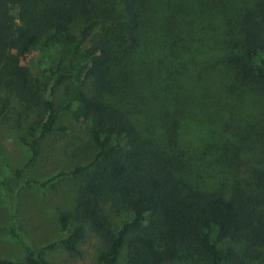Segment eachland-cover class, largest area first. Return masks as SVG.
I'll return each instance as SVG.
<instances>
[{
	"label": "trees",
	"instance_id": "obj_1",
	"mask_svg": "<svg viewBox=\"0 0 264 264\" xmlns=\"http://www.w3.org/2000/svg\"><path fill=\"white\" fill-rule=\"evenodd\" d=\"M35 48L49 76L39 136L64 131L67 112L95 140L71 171L85 176L59 216L65 249L94 233L102 264L124 246L129 264H165L186 247L204 264L261 261L264 0H0V88L21 101L39 99L40 80L17 61ZM255 98L259 113L243 114ZM192 104L212 105L217 123L198 150L185 134ZM137 204L144 211L115 231L112 215ZM24 261L50 264L32 247Z\"/></svg>",
	"mask_w": 264,
	"mask_h": 264
},
{
	"label": "rangeland",
	"instance_id": "obj_2",
	"mask_svg": "<svg viewBox=\"0 0 264 264\" xmlns=\"http://www.w3.org/2000/svg\"><path fill=\"white\" fill-rule=\"evenodd\" d=\"M17 57V61L27 66L32 77L38 78L41 85L37 89L39 99L29 102L21 101L7 88H0V258L10 259L13 264H26V249L32 247L41 250L42 256L50 264H102L99 255L104 249L103 240L94 233L78 244L76 252H69L59 242L67 235L59 227L60 213L73 208L85 176V172L71 174V171L76 166H84L91 161L95 152V140L89 133L88 123L75 121L67 112H61L56 123V126H65L64 131H51L39 136L44 114L41 101L45 97L44 88L49 86L48 71L37 64L36 48L25 56ZM188 84L199 87L198 79L192 82L188 80ZM63 98L64 87L59 86L52 97L55 106ZM192 105L187 117L189 121L196 122L194 129L185 134H189L188 150H198L207 136L213 134L217 123L208 116L213 110L210 109L212 105ZM261 105L262 101L255 98L254 103L247 104L242 109V113L249 110L251 114L257 115ZM35 138L36 154L34 160L29 162L31 143ZM21 168L20 173H14ZM142 211L144 206L140 204L136 205L134 211H118L111 218L113 228L117 231ZM227 245L241 248L230 241L222 243L223 247ZM261 251V261L254 264H264V249ZM117 264H129L126 246L122 248ZM165 264L204 262L186 247L173 261Z\"/></svg>",
	"mask_w": 264,
	"mask_h": 264
}]
</instances>
